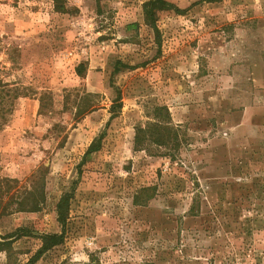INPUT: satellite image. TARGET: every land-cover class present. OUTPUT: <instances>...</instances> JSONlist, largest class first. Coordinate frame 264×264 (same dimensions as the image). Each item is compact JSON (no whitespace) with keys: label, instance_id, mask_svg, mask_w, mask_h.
<instances>
[{"label":"rangeland","instance_id":"374dc122","mask_svg":"<svg viewBox=\"0 0 264 264\" xmlns=\"http://www.w3.org/2000/svg\"><path fill=\"white\" fill-rule=\"evenodd\" d=\"M60 1L0 0V77L28 88L0 129V175L44 193L0 217V264L61 232L65 192L63 242L33 264H264V0H165L154 26L147 0ZM156 105L173 158L134 149Z\"/></svg>","mask_w":264,"mask_h":264},{"label":"trees","instance_id":"16d2710c","mask_svg":"<svg viewBox=\"0 0 264 264\" xmlns=\"http://www.w3.org/2000/svg\"><path fill=\"white\" fill-rule=\"evenodd\" d=\"M57 11L67 12L66 6L60 0H54ZM170 5L165 0H147L143 5L144 16L146 20L154 26L155 11L164 9ZM17 52V47H9L8 55L12 63H15V58L12 53ZM119 62L115 63L114 70L117 69ZM85 65L80 63L76 67L78 75H83ZM19 82V81H18ZM16 80H5L0 77V129L8 122L9 116L12 114L16 100L19 97L28 95V88L22 86ZM118 95L116 96L115 103L112 105L110 112L112 116L115 113L116 107H120L118 103ZM44 100L40 97V108H43ZM78 116L94 109L92 105L80 106L77 105ZM102 134L93 140L84 153L82 163L85 157L92 152L99 149ZM134 149L136 150H149L150 146L156 147L159 151L165 149V154L168 157L175 156V150L179 146V135L177 129L173 126L170 119L168 108L164 105L154 106L152 108L151 120H148L144 125H137L135 127V134L133 140ZM167 151V152H166ZM43 169V170H42ZM39 171H44V167L40 166L28 177L32 181ZM34 187V186H33ZM29 189L28 186L22 184L17 178L0 175V217L13 212H35L41 209L44 201L43 186L39 193ZM71 197V192H65L59 198L56 204V219L61 225V232L59 233H44L40 236L41 245L37 250L28 258L24 264H33L36 262L47 250L55 245L63 242L64 227L68 215V205ZM138 200H136L137 202ZM11 242H0V250L2 245L10 246Z\"/></svg>","mask_w":264,"mask_h":264}]
</instances>
